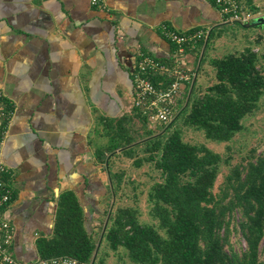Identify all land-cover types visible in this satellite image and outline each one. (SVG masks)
<instances>
[{"label": "crops", "instance_id": "crops-1", "mask_svg": "<svg viewBox=\"0 0 264 264\" xmlns=\"http://www.w3.org/2000/svg\"><path fill=\"white\" fill-rule=\"evenodd\" d=\"M242 1L264 15V0ZM228 23L210 0H0V162L14 189L4 215L18 259L39 258L36 240L53 233L66 190L79 197L89 232L100 220L110 179L95 150L107 121L136 110L139 52L170 62L164 28L209 36ZM200 41L183 57L187 70Z\"/></svg>", "mask_w": 264, "mask_h": 264}, {"label": "trees", "instance_id": "trees-1", "mask_svg": "<svg viewBox=\"0 0 264 264\" xmlns=\"http://www.w3.org/2000/svg\"><path fill=\"white\" fill-rule=\"evenodd\" d=\"M220 29L200 41L197 72L209 59L215 39L223 35ZM263 57L250 46L210 58L216 81L203 89L197 78L189 80L175 119L161 124L159 130L150 127L136 108L131 115L107 121V141L96 148L95 157L109 174L112 196H120L125 173L115 170L116 159H132L137 167L152 163L153 170L159 171L148 193L152 221L141 220L137 206H118L104 211L109 216L101 239H97L85 226V212L76 192L66 190L58 199L53 233L36 240L39 258L71 257L85 264H106V250H113L134 264H264V155L252 154L246 163L231 165L216 193L222 155L205 144L186 141L182 129L194 128L211 141L232 140L244 129L245 116L258 109L264 97ZM140 59L138 54L133 78ZM162 78L152 77V81L158 85ZM137 120L143 129L139 140L133 129ZM225 162L230 165L228 159ZM14 197L13 189L10 204ZM234 232L246 241L241 251L231 245Z\"/></svg>", "mask_w": 264, "mask_h": 264}, {"label": "rangeland", "instance_id": "rangeland-1", "mask_svg": "<svg viewBox=\"0 0 264 264\" xmlns=\"http://www.w3.org/2000/svg\"><path fill=\"white\" fill-rule=\"evenodd\" d=\"M219 31H223L224 33L221 37L215 39L214 44L207 55L209 59L212 57H223L227 54L241 52L250 46L253 47L256 52L264 54V26L246 28L243 27L242 24L233 22L225 24ZM209 59L200 72L196 71L197 60L190 69L191 80L194 81V78H197L198 84H200L203 89L216 81L215 70L210 64ZM260 64L262 71L264 72V57L261 58ZM190 89H192V87ZM185 94L186 86L183 88V95ZM134 123L136 127L133 129L135 132L137 131L135 139L139 140L142 136L141 131L143 129L139 120ZM113 124L114 123H110L109 126H112ZM243 124L244 129L237 133L230 141H211L206 139L203 132L191 127L182 126L183 136L186 141L205 144L210 149L222 155L223 161L221 163V171L214 188L216 193L219 192L221 185L225 180V176L230 171L231 165L246 163L252 154L264 155V97L260 102V107L253 113L245 116ZM156 127L157 130H159L162 125L158 124ZM104 138L107 141V137L104 136ZM140 150H138L140 155H143ZM226 159L230 161V165L225 162ZM115 165V170L125 171L123 184L121 186L122 190L120 191V196L114 197L110 193L109 187L107 202L102 205V210L104 208L105 211L109 210V212H111L118 206H137L141 212L140 219L152 221L148 193L151 185L158 180L159 171L155 172L153 170L154 167L152 163H145L142 166L137 167L134 165L132 159L125 157L116 159ZM154 176L155 178H153ZM101 196L102 194L100 193L97 195H91V198L100 199ZM89 207L91 211L92 205ZM108 216L109 215H105L102 212V216L95 226L93 225V221H90V231L97 239H101L103 233L102 227L107 221ZM230 241L233 248L237 251H241L247 246L243 235L238 232L231 234ZM106 251H108L105 261L106 264H134L126 255H119V253H115L113 250ZM106 251L104 250L102 253H105ZM121 253L123 254L122 251ZM261 259L264 261V239L261 243Z\"/></svg>", "mask_w": 264, "mask_h": 264}, {"label": "built area", "instance_id": "built-area-1", "mask_svg": "<svg viewBox=\"0 0 264 264\" xmlns=\"http://www.w3.org/2000/svg\"><path fill=\"white\" fill-rule=\"evenodd\" d=\"M230 22L245 24L252 22L258 14L249 10L242 0H210ZM97 0H93L96 3ZM163 34L174 44L175 50L172 61L162 62L156 57L139 52V71L134 78L133 106L146 116L150 127L158 124H170L176 117L178 103L183 98V88L192 79L190 70L185 68L183 57L187 49L197 46L200 40L208 36V32L199 29L189 33H180L170 28H164ZM159 79L156 85L152 77ZM163 81L168 84L163 85ZM165 86V87H164ZM0 96V104H1ZM0 109L1 108L0 106ZM10 169L0 162V264H85L71 257L51 259L38 258L24 262L18 259L12 251L15 226L4 215L5 207L12 200L13 189L6 179Z\"/></svg>", "mask_w": 264, "mask_h": 264}, {"label": "water", "instance_id": "water-1", "mask_svg": "<svg viewBox=\"0 0 264 264\" xmlns=\"http://www.w3.org/2000/svg\"><path fill=\"white\" fill-rule=\"evenodd\" d=\"M243 27H257V26H264V15H260L258 16L255 20H253L252 22H249V23H245V24H242ZM205 48L206 46L204 47V50H203V53L201 55V58H200V61L202 60V57L204 55V52H205ZM196 78L194 79V82H195ZM192 91V89H191ZM190 91V93H191Z\"/></svg>", "mask_w": 264, "mask_h": 264}]
</instances>
